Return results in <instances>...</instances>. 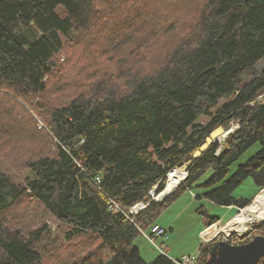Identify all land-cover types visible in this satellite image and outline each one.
I'll return each instance as SVG.
<instances>
[{"label": "trees", "instance_id": "1", "mask_svg": "<svg viewBox=\"0 0 264 264\" xmlns=\"http://www.w3.org/2000/svg\"><path fill=\"white\" fill-rule=\"evenodd\" d=\"M152 1L0 0V264H174L162 245L146 261L133 240L161 226L155 216L182 190L202 186L197 198L237 213L264 188V0H157L150 18L116 22L120 39L96 44L103 65L76 74L74 94H47L65 44L87 39L104 11L126 16ZM233 124L223 144L189 160L173 192L152 199L212 130ZM247 177L257 192L235 197ZM197 211L205 227L219 220ZM48 216L67 227L64 259L43 246ZM248 232L240 243L264 236V219ZM209 246L199 244L196 264H213Z\"/></svg>", "mask_w": 264, "mask_h": 264}, {"label": "rangeland", "instance_id": "2", "mask_svg": "<svg viewBox=\"0 0 264 264\" xmlns=\"http://www.w3.org/2000/svg\"><path fill=\"white\" fill-rule=\"evenodd\" d=\"M185 7H187V5H183L182 9ZM156 8H157V0H153L152 4L148 3L146 7L144 9H140L139 12L135 10L134 12H130L126 16H123V14H125L124 12L122 13L123 9H120L114 13L104 11V14L110 15L108 21H104V19L101 22L96 21L94 26L90 27L92 33L87 39H84L79 45L65 44L63 50L58 54V56H61L63 60L60 59L57 61L55 75L51 77V79L48 81L47 84L48 85L47 94L53 95L54 93H57L59 95L61 93L62 96L66 94L65 97L74 94L75 81L73 77H76V74H78L77 76V78H79L78 80H81L83 78H89L96 71L100 70L102 66L101 64L103 58L102 55H104L102 49L105 46L111 45L115 41L119 40L121 35L125 33V31L118 32L121 30V27L120 25H116L115 23L122 21H126V22L131 21L133 18H136L138 22L139 20H141L139 18L138 13L144 14L143 18H150L151 13L152 14L156 13ZM101 11L102 8L99 12ZM98 42L103 43L104 47L103 48L96 47V44ZM87 47H90L91 49L90 48L88 49ZM263 65H264V61H260L258 67L260 68ZM199 121L200 123H206L208 121V117L202 116L200 117ZM235 127L236 125L233 124L226 130L231 132L234 130ZM224 138L225 136H220L219 142L223 144ZM257 148H258L257 143L251 146L250 148H248L239 157V159L231 165L229 174L233 172V170L236 168L238 163L243 162ZM184 173H186L185 169H184ZM209 174H210V170L204 173L197 180V183L203 182L208 177ZM184 176L186 177L185 174ZM156 186H154L149 193L151 195V192L154 191L155 192L154 195H151L152 199H155L156 201H160L161 198L159 197L161 196L158 197V194L161 191L158 192ZM178 186L179 185L174 187V189L171 192H173ZM257 190L258 188L254 185L251 177H247L236 187V189L233 192V195L235 197L250 198L254 196ZM262 190H264V188L261 189L260 191ZM204 191L205 188L202 186H197V184L193 185L191 188L182 190L175 197V199L172 200L167 205V207H165L159 214L155 216L154 222L160 224L165 229H167V234H168L167 240L162 241L161 238H158L156 239L155 242L158 246L162 245L161 247L165 249L164 250L165 254L169 258L176 259L181 257L182 255L195 258L198 254L199 244L202 242L204 243L208 242L207 239H209L210 236H208V238L207 236L204 237L203 233L205 231L201 234L206 224L204 222L203 214L197 211V209L199 208L201 210L207 211L210 215H216L219 217V221H216L215 223L210 225V230H212L213 227H217L221 229L219 233L216 234V237H214V239H224V240L227 239L228 242L230 243L232 241L237 242V240L240 238L237 235L247 236L248 235L247 233H249L248 230L252 229L254 227V224H257L259 221H261V220L258 221L246 220L247 222L245 221L244 229L242 228L239 231H236L235 229L232 230V228L228 226V223L230 221L231 222L236 221V216L235 217L233 216L236 214L237 209L235 208L228 209L226 206H219L213 204L209 200L203 197L201 198L196 197V195L201 196ZM259 192L257 194H259ZM253 200L254 201L251 202L250 207L256 206V200L255 199ZM244 209L245 208L240 210L238 214L245 213ZM46 221L50 230L49 233L43 239V246L51 249L49 252L50 254H57L54 260L64 259L66 257L67 252L62 242H64L63 235L67 227L61 224L52 216H48L46 218ZM210 230L205 232V234L206 233L208 234ZM230 231H236V232L234 234H229L228 236H226V233L228 234ZM148 235H150V228L146 227L144 228V230H142V232L138 236L134 238L133 243L135 246L138 247L142 258L145 259L146 261H151L160 252H162L161 251L162 249L152 244V241L148 238Z\"/></svg>", "mask_w": 264, "mask_h": 264}, {"label": "water", "instance_id": "3", "mask_svg": "<svg viewBox=\"0 0 264 264\" xmlns=\"http://www.w3.org/2000/svg\"><path fill=\"white\" fill-rule=\"evenodd\" d=\"M229 132L230 131H227L222 126L216 127L200 144L199 148L196 149L192 154H187L184 157V160L179 162L177 166L184 167L186 171L187 163L192 157L199 156L200 153L205 150L212 142L219 141L220 136H227ZM165 196V194L161 195V200ZM242 209L243 208H240L239 210ZM235 232L236 231H230L228 234L226 233V236L229 234H234ZM237 236L241 237L240 235ZM207 241H213L209 246L208 256L209 260L212 261L213 264H257L259 260L264 257V236L261 234L255 235L247 242L238 244L230 243L227 239H218L217 241H214V236Z\"/></svg>", "mask_w": 264, "mask_h": 264}, {"label": "bare ground", "instance_id": "4", "mask_svg": "<svg viewBox=\"0 0 264 264\" xmlns=\"http://www.w3.org/2000/svg\"><path fill=\"white\" fill-rule=\"evenodd\" d=\"M133 1V0H132ZM86 8V7H85ZM124 8V7H123ZM121 9V8H120ZM83 11V10H82ZM123 17V16H122ZM187 22V21H186ZM182 23V22H181ZM187 26V25H186ZM70 42V41H69ZM90 42V41H89ZM137 43V42H135ZM140 43V42H139ZM138 43V44H139ZM70 44V43H69ZM74 45V44H73ZM191 46V45H190ZM136 47V46H135ZM139 47V45H138ZM112 48V47H111ZM139 51V50H138ZM132 53V52H131ZM88 54V53H87ZM97 55V54H96ZM87 56V55H86ZM97 60V59H96ZM99 60V59H98ZM91 62V61H90ZM99 62V61H98ZM104 62V61H103ZM107 62V61H106ZM100 63V62H99ZM101 65V64H100ZM103 65V64H102ZM114 65V64H113ZM97 66V65H96ZM88 67V66H87ZM95 67V66H94ZM104 67V66H103ZM97 68V67H96ZM99 68V67H98ZM107 68V67H106ZM90 69V68H89ZM111 69V68H110ZM94 70V69H92ZM107 71V69H106ZM81 72V71H80ZM83 73V72H82ZM88 73V72H87ZM90 74V73H89ZM88 74V75H89ZM100 74V73H99ZM83 75V74H82ZM107 75V74H106ZM97 77V76H96ZM109 77V76H108ZM107 77V78H108ZM111 77V76H110ZM51 78V77H50ZM94 78V77H93ZM106 78V77H105ZM79 79V78H78ZM99 79V78H98ZM84 80V79H82ZM94 83V82H92ZM74 85V84H73ZM72 85V86H73ZM69 86V85H68ZM71 88V87H70ZM84 88V87H83ZM128 89V88H127ZM138 89V88H137ZM84 90V89H83ZM82 92V91H81ZM126 92V91H125ZM56 97V96H55ZM46 101V100H45ZM52 104V103H51ZM58 104V103H57ZM38 105V104H37ZM4 110V109H3ZM7 111H5L6 113ZM40 112V111H39ZM28 113V112H27ZM2 114V113H1ZM4 114V113H3ZM11 114H13L11 112ZM16 114V113H15ZM16 116V115H15ZM6 118V117H5ZM21 118V117H20ZM9 119V118H8ZM30 119V118H29ZM18 121V120H17ZM4 122V121H3ZM2 123V122H1ZM11 123V122H10ZM30 125V124H29ZM21 126V125H20ZM26 128H27V125H26ZM24 129V128H23ZM30 129V128H29ZM27 130V129H26ZM7 132V131H6ZM26 133V132H25ZM33 133V132H32ZM31 133V134H32ZM28 134V132H27ZM226 137V136H225ZM1 140V138H0ZM43 141V140H42ZM45 141V140H44ZM6 143V142H5ZM15 143H18V142H15ZM5 147V146H4ZM5 150V149H4ZM184 167H179V166H176L174 167L172 170L169 171L168 173V180H167V183L165 185V188L164 190H162L158 196H161V195H164V194H169L173 189L174 187H176L177 185H179V183L184 179ZM255 200H256V206L254 207H246L244 209L245 213H241V214H238V215H235L236 216V221L235 222H229L228 223V226H230L233 229H235L236 231H239L241 230L242 228L244 229L245 227V221L246 220H251V221H258V220H262L264 218V190L260 191L259 194L256 195L255 197ZM234 216V217H235ZM247 222V221H246ZM208 230H210V227L208 229L205 230V232H207ZM221 229L217 228V227H213L212 230H210L208 232V234L205 232L203 233L204 237L207 236H210L211 237H215L216 234L219 233ZM209 238V239H210ZM207 239V240H209Z\"/></svg>", "mask_w": 264, "mask_h": 264}, {"label": "built area", "instance_id": "5", "mask_svg": "<svg viewBox=\"0 0 264 264\" xmlns=\"http://www.w3.org/2000/svg\"><path fill=\"white\" fill-rule=\"evenodd\" d=\"M95 180H96V182H98L99 181V177H96ZM151 195H154V191L151 192ZM145 206H146V204H144L142 202L137 203L136 205H134L131 208V211L137 212L140 209H143ZM209 227H207V228H209ZM150 231L151 232H150V235H148V238L152 241V244H154L155 246H158L156 244V242H155L156 239H158V238H161L162 240H166L167 239V231L164 228H162L161 226L157 225V224L153 225L151 227ZM231 243L234 244V243H240V242H239V239H238L237 242L232 241ZM158 247L160 248V246H158ZM173 261H174V264H196V258H193V257H190V256H186V255H182L179 258L173 259Z\"/></svg>", "mask_w": 264, "mask_h": 264}, {"label": "crops", "instance_id": "6", "mask_svg": "<svg viewBox=\"0 0 264 264\" xmlns=\"http://www.w3.org/2000/svg\"><path fill=\"white\" fill-rule=\"evenodd\" d=\"M227 208H228V209H233L234 207H232V206H227ZM238 211H239V210H238ZM236 214H237V213H236ZM236 214H235V215H236ZM235 215H234V216H235ZM229 220H230V219H229ZM218 221H219V220H218ZM200 231H201V230H200ZM203 231H204V229H203ZM203 231L201 232V234L203 233Z\"/></svg>", "mask_w": 264, "mask_h": 264}, {"label": "flooded vegetation", "instance_id": "7", "mask_svg": "<svg viewBox=\"0 0 264 264\" xmlns=\"http://www.w3.org/2000/svg\"><path fill=\"white\" fill-rule=\"evenodd\" d=\"M218 239H214V241H217ZM243 241V239H239V242ZM213 241L210 242V244L212 243Z\"/></svg>", "mask_w": 264, "mask_h": 264}]
</instances>
